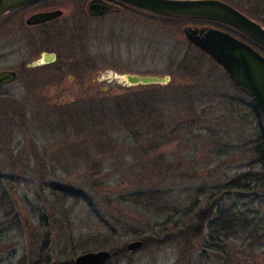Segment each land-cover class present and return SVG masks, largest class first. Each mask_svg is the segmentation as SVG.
<instances>
[{"label":"rangeland","instance_id":"1","mask_svg":"<svg viewBox=\"0 0 264 264\" xmlns=\"http://www.w3.org/2000/svg\"><path fill=\"white\" fill-rule=\"evenodd\" d=\"M66 1L64 39L37 45L27 41L38 37L33 30L0 39V71L17 72L0 88V264H74L143 239L147 246L110 264H264V163L255 152L264 118L182 33L214 24L130 9L91 19L86 0ZM219 1L264 27V0ZM46 47L57 62L28 69ZM109 73L170 82L123 87ZM133 98L151 123L112 112ZM244 173L257 174L258 185L229 189ZM148 190L177 211L147 213L126 201ZM205 210L197 237L166 239L193 228ZM226 210L245 213L258 237L217 238L215 252L209 226Z\"/></svg>","mask_w":264,"mask_h":264},{"label":"water","instance_id":"2","mask_svg":"<svg viewBox=\"0 0 264 264\" xmlns=\"http://www.w3.org/2000/svg\"><path fill=\"white\" fill-rule=\"evenodd\" d=\"M40 0H0V19L10 12L27 4ZM134 9L165 18L212 21L224 24L246 37L264 50V27L242 14L232 6L219 0H114ZM120 7L102 0H92L86 11L94 18L109 13H119ZM59 16V12L38 14L30 24L45 23ZM183 36L194 48L198 49L219 66L232 84L248 95L264 118V57L249 45L213 28H184ZM54 55L43 54L32 67L53 62ZM108 81H115L123 87L165 86L170 77L118 75L109 73L104 76ZM15 71L0 72V88L16 81ZM143 246L142 241H134L126 250L134 252ZM111 253L106 250L88 252L79 255L74 264H106Z\"/></svg>","mask_w":264,"mask_h":264},{"label":"trees","instance_id":"3","mask_svg":"<svg viewBox=\"0 0 264 264\" xmlns=\"http://www.w3.org/2000/svg\"><path fill=\"white\" fill-rule=\"evenodd\" d=\"M123 9H130L132 11H137L144 13L146 15H149L150 17H156L163 20H175V21H186L189 19H176V18H165V17H159L155 16L137 9H134L132 7L123 5ZM122 9V10H123ZM194 21H200V20H194ZM229 29V28H227ZM233 31V30H232ZM243 37V36H242ZM247 40L246 38H244ZM249 41V40H247ZM251 42V41H250ZM252 44V43H250ZM206 56V55H205ZM208 57V56H207ZM140 87V86H139ZM144 87V86H142ZM131 100L124 101L125 104L117 105L115 106V109H113L112 112H115L117 116L120 118H126L124 119L126 123H151V115L148 113L147 109L143 106L141 107L138 104V100L133 98V104L129 103ZM61 116L65 115L61 111L59 113ZM255 152L259 155L261 162L264 163V141L261 142V145L255 148ZM259 176L257 174L253 173H244L240 176H238L235 180L231 181L228 184L229 189L234 190H246L249 189L252 185H258V178ZM259 187V186H258ZM126 201L132 203L136 208H139L143 210L144 212L150 213L151 211H154L155 213H163L165 211H168L170 209H173L174 211H177L175 206H172L170 203L166 201V198L163 194L160 193L158 190H148V191H141V192H133L130 195H128ZM231 210V209H230ZM230 210L226 211H220L217 214H215L214 219L211 220V223L209 226L212 230L211 233H208V241L211 244V250L217 251V248L213 242H215V239H227L229 238V235L232 234V236L236 233L237 235L241 234L244 238V241H251V239L255 240L258 236L255 234L257 233V229L255 228V225H252V221L248 220V216L245 213L240 214H233ZM203 211L199 215L204 216ZM198 216L196 217V224L193 228L187 230H181L180 232H177L173 236H167L166 239H170L172 241L174 240H190L192 238H195L200 233V224L204 221V218L198 220ZM192 230V232H191ZM247 231L248 233H246ZM231 236V237H232ZM143 248L144 246L148 245L147 239H143ZM159 244H165L167 243V240H164L163 242L158 241ZM140 248V249H141ZM131 252L127 251L126 248H123L121 250H114L111 252L110 260L106 264H110L111 260L113 259H120L123 257H126L127 254Z\"/></svg>","mask_w":264,"mask_h":264},{"label":"flooded vegetation","instance_id":"4","mask_svg":"<svg viewBox=\"0 0 264 264\" xmlns=\"http://www.w3.org/2000/svg\"><path fill=\"white\" fill-rule=\"evenodd\" d=\"M90 1H92V0H86L85 5L83 4L84 5L83 14L86 17L93 19L94 17H91L90 15H88V13L86 11L87 5ZM102 1H104L108 4H112L114 6L120 7L121 10L119 13H121V11L123 9V4H120L114 0H102ZM69 5H71V3L69 1H66V0H40V1H36V2L30 3V4H27L23 7H20V8L10 12L9 14H7L6 16H4L3 18L0 19V39L6 38V37L10 38V37H13L16 35H20L24 32H28L30 30L38 32V37L37 38H29L27 41L32 42V43L37 44V45H39L40 41L43 42L45 40L54 41V40H59L62 38L64 39V37H66V32L63 30L62 25L59 24V21L62 18H64V16L66 15V12H67L66 10L69 9L68 8ZM51 12H59V16L56 17L55 19H52V20L47 21L45 23H39V24H30L29 23L30 22L29 20L33 16L38 15V14L51 13ZM119 13H109L107 15L119 14ZM107 15H105V16H107ZM105 16H103V17H105ZM99 18H102V17H99ZM204 22H209V23L211 22L212 24H214L213 29H217V30H220L222 32L229 33L231 36L239 39L240 41L249 45L250 47H252L255 50V47H253V45L250 44V43H252V42H250V40L247 41L248 39L246 37H244V36L242 37V35L240 33L234 31L233 29L229 28L228 26H225L224 24H221V23L212 22V21H204ZM202 28H204V27H202ZM227 28H229V29H227ZM244 38H246L247 40H245ZM44 49H46V50L40 53L39 58L35 62H37L42 57L43 54L54 55V57H55L54 61L51 63H48V64H42V65L36 66V67L27 66L28 69H30V68L31 69L48 68V67H50V65H53L54 63L57 62V57H58L57 51L47 50L48 49L47 47ZM33 51L34 50H32V52ZM2 71H7V70H2ZM16 74H17V72H16ZM6 86H8V85H5L3 87H6ZM3 87H1V88H3Z\"/></svg>","mask_w":264,"mask_h":264}]
</instances>
